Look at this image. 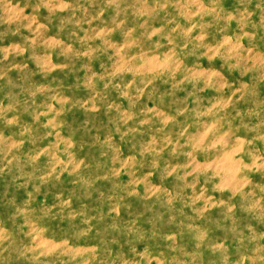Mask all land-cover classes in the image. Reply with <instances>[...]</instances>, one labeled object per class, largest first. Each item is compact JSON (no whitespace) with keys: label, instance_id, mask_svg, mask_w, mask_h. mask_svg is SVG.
Instances as JSON below:
<instances>
[{"label":"rangeland","instance_id":"rangeland-1","mask_svg":"<svg viewBox=\"0 0 264 264\" xmlns=\"http://www.w3.org/2000/svg\"><path fill=\"white\" fill-rule=\"evenodd\" d=\"M0 264H264V0H0Z\"/></svg>","mask_w":264,"mask_h":264}]
</instances>
